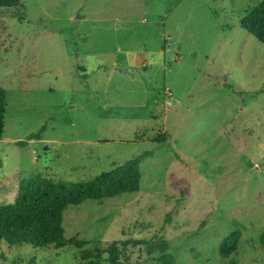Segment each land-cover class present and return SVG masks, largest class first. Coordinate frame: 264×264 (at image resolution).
I'll use <instances>...</instances> for the list:
<instances>
[{"label":"rangeland","instance_id":"1","mask_svg":"<svg viewBox=\"0 0 264 264\" xmlns=\"http://www.w3.org/2000/svg\"><path fill=\"white\" fill-rule=\"evenodd\" d=\"M261 1L0 8V205L32 174L88 181L143 156L139 192L71 206L67 239L103 250L101 264L130 239L153 243L129 246L121 264H159L163 243L175 264H264V45L241 26ZM83 250L1 244L0 264H79Z\"/></svg>","mask_w":264,"mask_h":264},{"label":"trees","instance_id":"2","mask_svg":"<svg viewBox=\"0 0 264 264\" xmlns=\"http://www.w3.org/2000/svg\"><path fill=\"white\" fill-rule=\"evenodd\" d=\"M23 7L22 0H0V8ZM242 28L264 45V0L258 3L241 21ZM145 70V69H144ZM146 71V70H145ZM8 93L0 88V141L4 136ZM45 126L30 140L41 138ZM163 137L152 142L160 143ZM24 145L23 142H18ZM145 157L127 161L111 172L92 180L80 182H55L39 174H32L19 181V194L11 204L0 205V245L8 247L62 248L70 245L83 250L88 242L77 237L67 239L64 233V214L71 206L87 201L102 202L140 190L142 173L140 164ZM241 231L226 237L220 245V255L228 258L234 254L241 240ZM153 240H126L114 242L104 252L110 264H121V256L131 245H151ZM159 264H175V257L168 244L159 246ZM103 250H83L79 264H101Z\"/></svg>","mask_w":264,"mask_h":264},{"label":"water","instance_id":"3","mask_svg":"<svg viewBox=\"0 0 264 264\" xmlns=\"http://www.w3.org/2000/svg\"><path fill=\"white\" fill-rule=\"evenodd\" d=\"M117 71L121 74H128V75H134L135 73H137L136 71H132L131 69H120L118 68Z\"/></svg>","mask_w":264,"mask_h":264},{"label":"crops","instance_id":"4","mask_svg":"<svg viewBox=\"0 0 264 264\" xmlns=\"http://www.w3.org/2000/svg\"><path fill=\"white\" fill-rule=\"evenodd\" d=\"M121 74V73H120Z\"/></svg>","mask_w":264,"mask_h":264}]
</instances>
